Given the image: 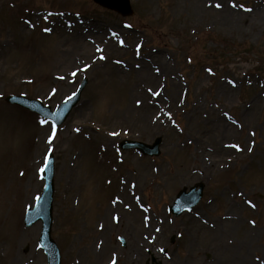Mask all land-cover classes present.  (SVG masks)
I'll return each mask as SVG.
<instances>
[{"label": "rangeland", "instance_id": "1", "mask_svg": "<svg viewBox=\"0 0 264 264\" xmlns=\"http://www.w3.org/2000/svg\"><path fill=\"white\" fill-rule=\"evenodd\" d=\"M130 1L133 14L123 16L93 0H0V210L13 204L22 238L13 239L0 223V264H8L14 255L25 264H47L39 245L42 224L28 229L24 218L43 192L42 170L50 155L55 160L51 236L60 249L61 264L84 261L94 226L114 197L116 179L143 167L150 169L153 179L145 182L141 199L151 216L162 215L166 224H156L147 238L112 232L108 238L112 246L131 258L111 264H225L229 256L239 264H264V0L211 1L205 8L208 0ZM193 4L199 6L195 11ZM76 30L122 42L106 68L115 62L129 64L132 72L122 79L123 85L120 77L102 68L75 71L76 59L66 53L61 62L72 61L69 81L52 78L53 65L61 59L57 46L61 39L73 38ZM150 61L170 66L171 76L148 84L163 93V103L168 102L173 80L179 89V103L167 107L159 128L153 129L141 121L135 107L125 111L135 72ZM84 79L89 82L79 104L58 127L5 101L10 95H25L55 110ZM224 90L232 91L231 96ZM199 103L204 116L219 106L225 109L227 123L238 129L232 143L239 149L210 156L208 146L228 141L217 132L203 146L199 135L211 132L212 115L207 121L195 119ZM249 112L253 124L244 119ZM43 125L54 127L57 139L65 137L72 125L79 130L71 140L73 153L79 154V184L64 190L60 174L68 152L47 150L38 193L26 206L23 202L30 195L24 183L35 157L32 136ZM157 137L163 138L158 158L118 150L124 140L150 144ZM189 170L196 171L193 177L187 176ZM175 172L185 176L174 183L166 177ZM11 177L15 182L9 187ZM167 181L174 184L166 186ZM199 183L205 185L202 201L178 218L169 213L178 193ZM207 237L202 243L200 239Z\"/></svg>", "mask_w": 264, "mask_h": 264}, {"label": "bare ground", "instance_id": "2", "mask_svg": "<svg viewBox=\"0 0 264 264\" xmlns=\"http://www.w3.org/2000/svg\"><path fill=\"white\" fill-rule=\"evenodd\" d=\"M211 1L221 2L222 0H208L205 1L203 8L209 5ZM213 4V3H212ZM199 6L196 4L192 5L195 11ZM227 9V8H226ZM229 11V9H227ZM24 33L23 31H21ZM92 33H84L81 30H76L73 38L61 39L57 48L59 47V52L61 54L60 60L56 61L53 65L52 78L56 79L59 83H66L70 79L71 71L70 65L71 60L66 59L61 62L66 56H62L63 53L73 56L76 59L75 71H82L84 66L91 68H102L107 72H112L117 75L118 82L123 85L122 79H124L129 73H131L130 65L127 63H113L110 66V70H107V62L116 57L121 51L123 44L118 40L112 43L105 37H95ZM79 39V40H78ZM101 49L102 51H97ZM74 53L76 55H74ZM101 56L105 59H101ZM84 61L85 65H80L79 63ZM143 69L139 72H135V82L128 89L127 96L129 98V105L125 107L126 113L131 110V107H135L137 112H139V117L141 121H145L146 127L149 125L152 129L159 128L161 124L163 115L162 113L167 107L176 106L179 103L176 95L179 91L177 83L173 80L171 87L169 89L168 102L163 103L161 98H163V93L159 92V89L149 86L148 84L156 83L160 81L163 76H171L170 66L164 61H160L159 64L153 61L150 63H142ZM156 65V70H153V66ZM158 70V71H157ZM160 75V76H159ZM63 77V79L61 78ZM224 92L231 96L232 91ZM165 98V97H164ZM203 111L200 109V103L197 105L194 111V118H202L206 121L209 120L208 116L212 115V130L207 134H200V140L203 146H208V142L214 140L215 133H219L222 137L226 136L228 142H222V139L218 140V145L209 147L210 156L216 153L220 154L223 150H234L232 147V138L236 136L238 129L232 124L227 123V118H225V109L221 106L215 108L214 110H209L204 116ZM208 118V119H207ZM253 112H249L245 120L253 124L252 122ZM115 119V118H114ZM159 123H158V122ZM149 123V125L147 124ZM206 123V122H205ZM78 134L77 127L72 125L69 127V131L66 133L65 137L57 139L52 136V129L48 125H43L37 129V133L33 135V147L35 149V157L31 166L30 176L24 183V189L27 195H30V199H26L23 205L28 206L33 197L38 193L40 186V166L43 158V154L47 150H57L61 148L68 152L69 159L68 163L64 164L61 169L60 178L65 181L64 190L77 186L79 184V168L77 167V161L79 154L73 153V147L71 146V140ZM49 140L52 142L49 143ZM70 142V143H69ZM199 155L203 160L207 161L205 154L200 151ZM212 157V161L216 162V157ZM153 172V171H152ZM195 170H189L187 176L193 177L195 175ZM162 174V173H161ZM185 173L181 174L175 172L173 175L169 174L166 178L170 181L176 182L178 179H182ZM151 177V171L148 168H138L134 173H124L116 179V191L114 197L111 201H108V206L104 211V215L99 217L98 221L94 226V236L90 241L89 251H85L82 254L83 262L80 264H111L114 260H119L123 257H129L131 255H121L117 252L118 248L113 247L111 241L108 239L109 235L114 232H123L124 234H134L135 236L148 237L150 230L157 224H166L162 215L158 217H153L146 210L144 203L141 199L142 188L145 186V182ZM170 181L165 182L166 186L174 184ZM15 182V178L11 177L8 182L9 187ZM23 181L20 180V183ZM23 186L22 184H19ZM97 192V191H96ZM9 204H11L9 202ZM17 214L14 213L13 204L7 208L5 212L0 210V223L2 222V228L4 227L6 231L12 236L13 239L21 238L19 231V222L17 221ZM199 228V225H198ZM197 229V226H196ZM192 232V231H191ZM206 236V234H203ZM22 239V238H21ZM202 243L208 242V237L206 239H200ZM140 243V242H139ZM133 248V245L130 246ZM112 249V250H111ZM90 256V259L87 257ZM227 261L225 264H239L236 258L231 256L226 257ZM244 263H248V258L244 256ZM264 263V259L261 261ZM8 264H25L19 255L11 256L8 260ZM79 264V263H78ZM254 264V263H253Z\"/></svg>", "mask_w": 264, "mask_h": 264}, {"label": "water", "instance_id": "3", "mask_svg": "<svg viewBox=\"0 0 264 264\" xmlns=\"http://www.w3.org/2000/svg\"><path fill=\"white\" fill-rule=\"evenodd\" d=\"M96 3L115 10L123 15H131L132 9L129 0H94ZM87 81L85 80L82 84L79 93L73 97L71 100H68L63 104L56 113H52L50 108H46L39 101L28 100L24 97H9L7 101L12 104H17L32 111H35L44 117H47L55 121L58 125L62 124L66 118L69 116L71 110L76 105L80 99V95L84 87L86 86ZM161 139H158L153 146L146 144L125 141L122 143L121 147L123 149H138L145 155L158 156L160 154ZM45 179L46 186L43 193V196L38 201L37 206L34 210H30L27 213L26 217V226L30 227L35 222L42 220L43 221V233L41 236V245L45 249L48 255L49 264H61L60 252L56 244L52 241L50 237L51 225H52V202H53V160L49 162L45 169ZM203 195V185L200 186V190L196 192V188H193L192 191L187 194L186 191H182L177 199L176 206L172 208V212L176 216H180L184 211L190 210L192 207L197 205Z\"/></svg>", "mask_w": 264, "mask_h": 264}, {"label": "snow or ice", "instance_id": "4", "mask_svg": "<svg viewBox=\"0 0 264 264\" xmlns=\"http://www.w3.org/2000/svg\"><path fill=\"white\" fill-rule=\"evenodd\" d=\"M236 5L235 4H233V7H235ZM216 7L217 8H219V7H221V5L220 4H217L216 5ZM241 7H243V6H241ZM248 11H250V9H248ZM62 15V14H61ZM45 19H47V17H45ZM44 31H46V32H50L51 31V29H49V28H45L44 29ZM122 43V42H121ZM97 51H102L101 49H97ZM101 59H105V57H103V56H101ZM87 67L88 66H86L85 67V69H83V70H87ZM158 71V70H157ZM209 72H211V69H209ZM72 75H76V73L75 72H73L72 73ZM62 79H63V77H61ZM71 98V97H70ZM45 123V121H41V124H44ZM77 131H79L78 129H77ZM55 133H56V129L53 127V129H52V136L53 137H55ZM113 135H115V133H113ZM52 141L51 140H49V143H51ZM232 147H235V148H237V149H239V146L238 145H232ZM43 171V170H42ZM21 175H23V173H21ZM249 203H251V202H249ZM255 222L253 221V224H254ZM157 231H159V229H157ZM161 251H164L163 249H161ZM113 264H115V262H113Z\"/></svg>", "mask_w": 264, "mask_h": 264}]
</instances>
